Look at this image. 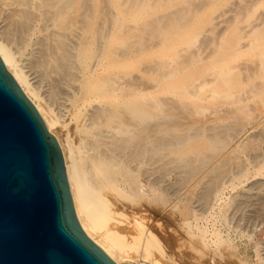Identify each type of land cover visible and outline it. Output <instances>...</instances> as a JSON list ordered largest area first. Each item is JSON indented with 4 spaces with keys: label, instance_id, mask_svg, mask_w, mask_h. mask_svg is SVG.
I'll return each mask as SVG.
<instances>
[{
    "label": "bare ground",
    "instance_id": "bare-ground-1",
    "mask_svg": "<svg viewBox=\"0 0 264 264\" xmlns=\"http://www.w3.org/2000/svg\"><path fill=\"white\" fill-rule=\"evenodd\" d=\"M109 1L110 0H0V62L2 63L5 71L10 75L11 79L14 82L20 84L23 92L31 99V101L34 103L36 108L43 116L47 133L54 135L55 144L62 159L63 171H64V176L67 184V189L69 193L73 214L84 236L89 240H91L92 242H94L109 258L115 259L116 264H127V263L161 264L158 260L153 258L154 251H157L159 255L166 261L171 260V257L161 247L155 235L149 232L148 230H145L143 225H141V223H138L137 221L133 220L132 224L131 223L130 224L133 230L135 231V235L134 236L131 235L132 237L126 238L125 235L127 233L124 235L123 227L121 225L122 223L117 217L118 214L116 213V211L115 212L113 211V208L108 200L109 198L107 199L108 193L117 194L118 191L122 192L123 184H134L136 182L138 183L139 178L141 181H144L146 183L148 187V191L150 192L151 197H153L151 198V201H154L155 197L163 198V196L154 189V185L157 183L155 179L156 178L155 172L159 168L158 164L163 158L162 151L164 152L163 149H165V147L168 145V142H164L158 136L159 126L162 125V128L164 130L166 129L167 124L165 125V128H164V123L160 124V122H162L161 121L162 119L159 118L157 114L158 109L154 101L153 100L145 101L143 99V97L146 94L144 96L142 95V92L144 90L142 87L143 84L142 82L144 81H142V78L140 76V70L137 69L136 66H124V58L128 51L133 52L139 49L145 50L149 48L150 45L145 40L146 36L155 37L154 40H156V36H159V34L163 32L165 28H167V25L173 22L181 21L185 17V15H187L188 17V15L192 13L190 7L192 9L193 6H195L194 8L196 9V5L195 4L193 5L191 0H174L172 2H169V0H121L120 3L118 2L120 10L112 11L113 9L110 10V8L108 7ZM202 2H204V0L203 1L201 0L200 4ZM208 2H211V0H208ZM191 3L193 6H191ZM242 3L244 4L243 1ZM251 3L252 2L249 3V6L252 5ZM160 5H162L161 8ZM204 5H206V3H204ZM233 5L235 6V4ZM139 6H146L145 11L133 14L135 25L127 26L121 19L122 16L130 9ZM157 7L159 9H157ZM200 7H202V4ZM241 7L242 6H240V11L244 9V7L243 8ZM245 7H247V5ZM247 8L249 9V7ZM186 10L188 11L190 10L189 14H186L187 12ZM231 10L233 11L234 9ZM231 10L230 12H232ZM262 10H264V8ZM233 12L235 14V10ZM238 13L236 12V14ZM222 14L219 15L221 16ZM226 16L227 15H225V17ZM215 18H211V19L214 20ZM232 18L233 16L231 17V19ZM247 19H249L248 16ZM225 21L222 22L224 23V25H226ZM182 22L181 24L183 25ZM261 22L262 21H260L259 23ZM204 23L202 22L203 26H205ZM177 27H175L176 32L178 31ZM223 27L222 26L220 27L221 31ZM248 27L250 28V26ZM129 29L131 30L130 31L131 34L128 35L129 37L128 38L126 37V33ZM253 30L256 32L255 29ZM209 31H211L210 28ZM221 31L219 30V32ZM248 31L250 30L248 29ZM176 32L174 31V33ZM219 32L218 34H220ZM234 33H233V37H234ZM205 39L203 41H205ZM208 39L209 41L210 40L212 41L213 38L212 39L208 38ZM170 40H173V38L172 39L170 38ZM237 42L239 41L237 40ZM189 43H191V41H189L188 44ZM248 43H250V41ZM153 44H155L154 41ZM203 44H205V47L207 46L205 42ZM233 44H235V42ZM211 47L212 45L210 46V48ZM195 49H197V47H195ZM213 50L214 48L211 51ZM211 51L208 50L206 54L209 55ZM194 52H192V54ZM176 54L178 53L176 52ZM166 57H168V55H166ZM192 57L193 55L191 57L190 56L188 57L189 63L191 62ZM186 59L184 61L188 64L187 61L188 59L187 60ZM158 67L159 65L157 66V68ZM243 67H245L244 64ZM128 68H133V70L130 72V74L127 75L126 72ZM169 68L170 67H168V73H169ZM216 68H218V66ZM246 69L248 75L250 72L248 68ZM249 69L251 70L253 68H249ZM154 71L153 73H155ZM164 72L166 73V71H163V73ZM170 74L171 73H169L168 76H170ZM241 76L243 77L242 74ZM162 77L163 76H161V79ZM249 78L250 77H248V79ZM258 83L260 84V82ZM206 84H208V82ZM160 85H162L161 82ZM143 86L145 87V85ZM233 86L234 85H232V87ZM250 88H252V86H250L248 89ZM263 89L264 88H262V90ZM186 90L189 91V89ZM250 90H248V92ZM255 90L256 89L252 91ZM244 95H246V93ZM211 96L215 97L214 93H212ZM254 96L256 98L255 94ZM242 99L240 101H242ZM238 100L239 99L236 100L235 98L236 102H238ZM221 101L219 102L218 100V102L222 104L223 101L222 102ZM168 102H169L168 100H166V102L165 101L162 102L164 106L162 109L163 111L162 113L166 117H171L172 112L177 110L176 112L178 114L180 112L178 109H176L178 106H176L175 108V106L171 104V106L169 107L168 105L170 104V102L169 103ZM253 105L249 106V109L251 108V110L252 109L256 110ZM53 106L56 107L57 113H55ZM170 108L172 111L171 114L169 112ZM247 108L248 106L246 107V110ZM184 109L186 112L187 107ZM257 110L253 114L254 119L255 117H257L256 113H260V112L262 113V110L261 111L259 109ZM242 111H243L242 116L244 115L246 116L247 113L245 114L244 110H241L240 112ZM231 113L233 114V112ZM236 113L237 115L235 114L234 111L233 115L236 116V121H234L233 119L234 124L235 122L237 123L239 120L243 118H244L243 120H245V117L243 118L237 117L238 112ZM224 114H226V118L229 117L228 115L229 111L228 114L227 112H224ZM180 115H182V113H180ZM190 115L192 114L190 113ZM190 115L188 114V116ZM61 117H64L68 122L73 123V132H72L73 135H71V131L69 132L66 131L65 128L67 126V123L65 121H62ZM183 118L184 120H186L185 124L182 122L183 123L182 126L184 130L185 129L187 130L191 127V126L188 127L186 125L187 120L190 119V122L193 124H195L196 119L197 121L199 120L198 118H193V117H192L193 119L192 118L186 119V117H183L182 115L180 119L182 120ZM219 118L223 119L222 116L220 117V115ZM213 119H218V117L217 116L215 118L213 117ZM208 120L211 121L209 118L206 120V122ZM172 121L173 120H171V122ZM176 121H174V123L178 122ZM241 121H239V124L238 123L237 124L240 125L241 123L243 125V122ZM233 122L231 123L233 124ZM200 123L201 121L198 122V124ZM198 124L197 127L193 125L194 127H196L197 134H199L198 128H200V126L198 127ZM185 125L186 127H184ZM171 126L172 124L170 125V127ZM216 126L214 125L215 128H218L219 125ZM234 126L236 127L237 125ZM207 127L208 126H206V130L207 132L210 133L208 137L210 142L215 143L219 141L217 140V137L219 135L218 131H216L214 127L213 128H207ZM69 129L71 130V128ZM220 129H222L221 136L224 137V129L226 128L224 129L220 128ZM160 131L162 130L160 129ZM181 132H182V136L181 135L180 136L177 135V136L178 139L182 141V139L184 138L183 135H185V133H183V130ZM193 133L194 134H192V137H195L196 133L194 131ZM263 133L260 134L262 135ZM179 137H181V139ZM188 137L190 139L191 134ZM172 139L174 138H171V140ZM222 139L223 138L221 137V140ZM253 139L254 138H252L251 140ZM258 140L260 139L258 138ZM254 141L255 140H253V142ZM199 145L200 144L197 143L192 144L191 146L192 150L201 151L202 147L200 148ZM217 145L219 146V143ZM223 145L226 146V143H223ZM221 153L218 154L214 153L212 155H214L216 159V155H220ZM204 159H205L204 157H194V156L189 159L183 157L180 159L179 158L175 159L174 163L175 166L177 165L178 166L181 165L182 167L189 166V169L192 171V169L201 166ZM225 162L223 161L222 163H220V165L224 163L225 166ZM170 163H173V161L169 160L168 162H164L163 166L169 168ZM170 169L174 170L176 169V167L175 168L172 167ZM224 170L226 172V167H224ZM188 171L187 172L183 171L184 176L188 173ZM198 171L199 170H197V172ZM222 172L219 174L220 177L225 173L224 172L222 174ZM165 173H167V171L164 172V174ZM179 175L180 172L179 174H177V178L179 177ZM181 175L180 177H182ZM212 175L216 176L217 178L219 177L217 176L216 173H213ZM183 179L185 178H182L181 182L183 181L184 183ZM181 182L177 180V183L183 185ZM213 184L214 182L208 183V185L210 186H212ZM169 185H171L170 182ZM214 186L216 185L214 184ZM140 189H142V187H140ZM142 192L144 193L145 191L143 190ZM204 192L206 194H203ZM204 192L202 191L201 194L203 195V197H201L200 195L201 198H204V195L207 196L209 195V193H207L206 190ZM186 193L188 197V192ZM111 200L112 199H110V201ZM116 206L118 207V205Z\"/></svg>",
    "mask_w": 264,
    "mask_h": 264
},
{
    "label": "rangeland",
    "instance_id": "rangeland-1",
    "mask_svg": "<svg viewBox=\"0 0 264 264\" xmlns=\"http://www.w3.org/2000/svg\"><path fill=\"white\" fill-rule=\"evenodd\" d=\"M172 1L174 0H169V2ZM242 1L245 5L242 3ZM118 2L120 3L121 0H110L108 4L110 10L113 9L112 11H119L120 8ZM191 2L193 3V5H196L197 10L191 3V6H193L194 9H191L190 7V10L192 12L190 14V10H186V14H189L188 17L187 15H185V17L181 21L173 22L167 25V28H165V30L161 32L159 36H156V40H154L155 37L146 36V42H148L150 46L152 44V46H149V48L145 50L139 49L133 52L128 51L124 58V66H136V68L140 70V76L142 78V81H144L142 82L143 84L141 83L144 89L142 95H147V97L145 95L143 99L145 101H154L158 109L157 114L159 118L162 119V122H160V124L164 123V128L167 124L166 129L164 130L162 128V125L159 126L158 136L164 142H168V145L165 147V149H163L164 152L162 151L163 158L159 162V168L155 172V179L157 183L154 185V189L159 192L163 196V198L155 197L154 201H151V198L153 197H151L146 183L144 181H141L139 178L138 183L136 182L134 184H123L122 192L118 191L117 194L108 193L107 199L109 198L108 200L113 208V211H116V213L118 214L117 217L122 223L121 225L123 227L124 235L127 233L125 235L126 238H130L135 235V231L131 226L133 220L141 223L145 230H148L155 235L161 247L171 257V260L166 261L159 255L157 251H154L153 258L158 260L161 264H264V89L262 90V88H264V10H262L264 8V1L217 0L216 2V0H211V2H208V0H204V2L201 3L202 7H200L201 0H191ZM250 2H252V5L249 6ZM204 3H206V5H204ZM233 4H235L236 8ZM162 5H160V8L162 7ZM246 5L247 7H249V9L245 7ZM240 6H242L241 8L244 7V9L242 10L243 13L242 11H240ZM145 9L146 6L132 8L128 12H126L121 19L127 26H133L135 25L133 14L143 12L145 11ZM157 9L159 8L157 7ZM231 9L235 10V14L233 12L234 10L232 11ZM230 10L232 12H230ZM236 12L238 14H236ZM219 14L222 15L220 16ZM199 15H201L202 17ZM225 15L229 17H225ZM232 16L233 21L231 19ZM247 16L249 19H247ZM211 18L215 19L213 20ZM223 19L224 21L226 19L225 24L227 26L222 23L224 22ZM250 20L253 21L251 22ZM259 20L262 22L259 23ZM181 22L183 23V25L181 24ZM202 22H205V26H203ZM211 24L216 28H214ZM220 25L222 27L224 26L225 29L223 27L221 31ZM248 26H250V28ZM175 27H177L178 29L177 32ZM238 27L240 28V30ZM209 28L211 31H209ZM184 29L186 32L184 31ZM248 29L250 31H248ZM253 29H255L257 33ZM219 30L221 32H219ZM130 31V29L127 31L126 37L131 34ZM174 31L176 33H174ZM218 32L221 35L218 34ZM233 33L235 38L233 37ZM242 33L244 34V36ZM207 37L211 39L213 38L212 41H209ZM170 38H173V40H170ZM205 38L208 39L209 44L207 42V39ZM204 39L205 41H203ZM236 39L241 43L243 42L242 45L241 43L237 42ZM153 41L155 42V44H153ZM189 41H191V43L188 44ZM249 41L250 43H248ZM204 42L207 44L206 47L205 44H203ZM234 42L235 44H233ZM211 45L212 47L210 48ZM199 46L201 47V49ZM188 47L190 50L188 49ZM195 47H197L198 50L195 49ZM213 48L214 50L211 51ZM207 49L211 51L209 55L206 54L208 52ZM188 51L190 52V55ZM176 52L180 55L176 54ZM192 52L196 54H192ZM166 55H168V57H166ZM192 55L193 60L191 59V62L189 63L188 57H191ZM180 56L182 57V59ZM184 58L188 59H186L188 61V64L184 61ZM250 63L253 66H251ZM157 64L159 65L158 68ZM243 64L245 65V67H243ZM225 65L227 68L225 67ZM217 66L218 68H216ZM168 67H170V76H168ZM246 68H248L250 72L248 75ZM249 68H253L251 69L252 71ZM218 69L220 70V72ZM132 70L133 68H128L126 74H130ZM153 71L155 73H153ZM163 71H166V73H163ZM159 72L162 73L160 74ZM241 74L244 78L241 76ZM161 76H163L162 79ZM241 77L243 80L241 79ZM248 77L250 78L248 79ZM203 80H205L206 82ZM160 82L162 85H160ZM207 82L208 84H206ZM258 82H260V84ZM143 85H145V87ZM232 85L234 86L232 87ZM250 86H252V88H250L251 90L248 89ZM184 88L189 89V91ZM254 89L256 90L252 91ZM248 90L250 91L248 92ZM244 92L246 93V95H244ZM212 93H214L215 97L211 96ZM254 94L256 95V98ZM235 98L236 100L239 99L238 102L235 101ZM241 99L242 101H240ZM166 100L170 102V104L168 105L169 107L171 106V104H173L175 108L176 106H178L176 109L180 111L178 113L180 117L178 116L176 112L177 110L175 108L174 109L176 111L174 112L171 111V108L169 109L170 114L172 112L171 117H166L162 113V109L164 107L162 102H166ZM218 100L219 102L222 100V104L219 103ZM181 105L184 107H182ZM251 105H253L256 110H262V113H256L257 117H255V119L253 117V114L256 110H251V108L249 109V106ZM247 106L248 108L246 110ZM186 107V112L189 115L190 113L192 115L188 116L184 109ZM53 108L55 110V113H57L56 107L53 106ZM227 110L229 111V114ZM241 110L247 111L244 112L245 114L247 113L246 116L244 114V116H242L243 111L240 112ZM223 111L227 112L229 117L226 118V114H224ZM234 111L236 115V112H238L237 117H245V120H243L244 118L241 119L243 121L239 120L238 118L239 121L243 122V125L241 123L240 125H238L239 121L237 122L238 124L236 122L234 124L233 119L234 121H236V116L233 115ZM175 112L177 116L175 115ZM231 112H233V114ZM180 113H182L183 117H186V119L193 117L198 118L199 120L197 121L196 119L197 123L195 122V124L191 123L190 119L187 120L186 125L188 127H191L187 130H184L182 124H185L186 120H184V118L182 120L180 119L182 116L180 115ZM219 115L220 117L222 116L223 119L219 118ZM216 116L218 117V119H213V117L215 118ZM209 118L211 121L208 120L206 122V120ZM61 119L62 121H65L67 123V126L65 128L66 131H71V135H73V123L68 122L64 117H61ZM171 120H173V123L177 120L178 122H176L178 124H173ZM200 121L201 123H204L198 124V122ZM231 122H233V124ZM171 124L172 126L170 127ZM192 124L196 127L197 124L198 127L200 126V128H198L199 134H197L196 127H194ZM186 125L184 127H186ZM214 125L219 126L218 128H215ZM234 125L237 126L235 127ZM206 126H208L207 128L214 127L216 131H218L219 135L217 137V140H219L220 142H217L219 143V146L217 145V142H210L208 138L210 133L207 132ZM167 127L170 128L168 129ZM69 128H71V130ZM220 128L228 129H224L225 138L221 136L222 129ZM160 129L162 131H160ZM182 130L185 135H183L184 138L182 137L183 139L181 141L178 139V136H182ZM193 131L196 133L195 137H192V134H194ZM260 133L263 134L261 135ZM190 134L192 138L190 137L189 139L188 136ZM221 137L223 138L222 140ZM171 138L174 139L171 140ZM179 138L181 139V137ZM252 138H254L253 140H255L256 142H253V140H251ZM258 138L260 140H258ZM195 143L200 144V148L202 147L201 151L192 150L191 146ZM223 143H226V146L223 145ZM217 151L218 153H222L220 155H216L215 159V156L212 154H218ZM193 156L205 158L201 166L192 169V171L189 169V166H175V159H180L183 157L189 159ZM169 160L173 161V163H170V167L168 168L166 166H163L164 162H168ZM223 161H226L225 166L224 163L220 165V163H222ZM223 166L226 167V172ZM172 167H176V169H170ZM197 170L199 171L197 172ZM166 171L167 173L164 174V172ZM183 171H188V173L184 176ZM179 172L180 175L182 174V177H180L179 175V177L177 178V174H179ZM221 172L222 174L224 172L225 173L220 177L219 174ZM213 173H216L220 178L218 177V179L216 176H213ZM180 178H185L183 179L184 183L183 181L181 182ZM177 180L180 181L183 185L177 183ZM168 181L171 185H169ZM207 182H214L216 186H214L213 184L212 187L208 185ZM140 187H142V189H140ZM143 190L145 191L144 193L142 192ZM205 190L207 193H209V197L207 195H204V198H201L203 197L201 193ZM186 192H188V197ZM203 194L206 193L204 192ZM110 199L112 200L110 201ZM260 201H263L262 204ZM116 205H118V207Z\"/></svg>",
    "mask_w": 264,
    "mask_h": 264
},
{
    "label": "water",
    "instance_id": "water-1",
    "mask_svg": "<svg viewBox=\"0 0 264 264\" xmlns=\"http://www.w3.org/2000/svg\"><path fill=\"white\" fill-rule=\"evenodd\" d=\"M0 264H116L79 228L54 135L1 62Z\"/></svg>",
    "mask_w": 264,
    "mask_h": 264
}]
</instances>
